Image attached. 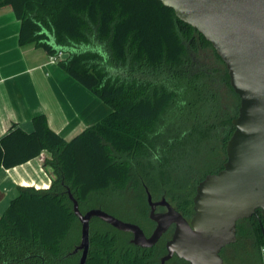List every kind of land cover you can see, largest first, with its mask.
Returning <instances> with one entry per match:
<instances>
[{
	"label": "trees",
	"instance_id": "trees-1",
	"mask_svg": "<svg viewBox=\"0 0 264 264\" xmlns=\"http://www.w3.org/2000/svg\"><path fill=\"white\" fill-rule=\"evenodd\" d=\"M5 6L20 22L19 45L34 44L49 57L68 53L59 67L111 113L70 141L53 132L45 116L33 119L32 132L13 124L0 139V168L23 165L47 152L45 165L55 176L47 189L17 188L0 217V264L78 263L72 252L81 226L69 193L84 214L98 197L143 190L150 230L155 224L147 215V193L152 197L156 187L155 196L190 220L198 183L226 161L225 146L240 104L210 42L158 0H0V8ZM74 45L96 49L76 53ZM206 103L211 107L207 115L199 111ZM191 108L192 130L201 129L199 141L214 134L224 158L217 168L189 181L176 177L178 165L171 166L173 176L167 170L184 127L175 128L174 114ZM257 213L260 220L237 222L234 243L242 237L245 254L253 252L255 259L264 246V218ZM98 223L90 222L85 264H160L173 233L170 227L156 245L141 248L131 243V234ZM142 230L147 236L148 230ZM74 235L78 242L67 249ZM173 261L188 264L177 257L166 264Z\"/></svg>",
	"mask_w": 264,
	"mask_h": 264
},
{
	"label": "water",
	"instance_id": "water-1",
	"mask_svg": "<svg viewBox=\"0 0 264 264\" xmlns=\"http://www.w3.org/2000/svg\"><path fill=\"white\" fill-rule=\"evenodd\" d=\"M158 1L210 42L226 66L230 86L240 100L232 120L234 131L225 146L226 161L219 172L198 183L190 220L165 198L153 201L147 193L149 219L155 224L149 236L138 225L100 209L81 213L69 193L81 226L80 242L72 252L80 253L77 264L86 263L93 218L131 234V243L141 248L153 247L173 227L160 264L173 257L188 264H223L220 252L235 243L237 222L257 210L264 218V0ZM68 57L63 53L61 60ZM157 207L165 212H156Z\"/></svg>",
	"mask_w": 264,
	"mask_h": 264
},
{
	"label": "crops",
	"instance_id": "crops-1",
	"mask_svg": "<svg viewBox=\"0 0 264 264\" xmlns=\"http://www.w3.org/2000/svg\"><path fill=\"white\" fill-rule=\"evenodd\" d=\"M19 30L12 8H0V139L13 124L32 132L33 119L45 116L48 127L70 141L111 113L58 62L51 63L45 51L34 44L20 46ZM42 153L49 158L47 152ZM54 179L51 168L39 157L11 169L0 168V205L7 198L8 207L19 187L47 189Z\"/></svg>",
	"mask_w": 264,
	"mask_h": 264
},
{
	"label": "rangeland",
	"instance_id": "rangeland-1",
	"mask_svg": "<svg viewBox=\"0 0 264 264\" xmlns=\"http://www.w3.org/2000/svg\"><path fill=\"white\" fill-rule=\"evenodd\" d=\"M96 49V46H84V45H74L71 50L74 52H84V51H92ZM208 103L203 106L204 108L199 109L202 113L207 115L211 107L207 106ZM194 113L195 109H187L182 113L175 112L174 114V126L182 127L181 135L178 138L180 143H176L175 149L169 155L170 164L168 166L167 172H170L171 176H173L171 170L172 165H178L180 172L176 174L177 176L182 177L183 180L192 181L193 178H199L207 172L217 168L222 164L223 155L218 151L219 145L216 143L219 141L218 139L214 140V134L212 135V139L207 140V142H201L200 140V130L194 129L192 130V125L194 123L193 119L191 120V114ZM191 125V127H190ZM196 130V131H195ZM217 140V141H216ZM156 174V173H155ZM208 175V174H207ZM160 176L159 172L155 175ZM152 197L153 201H159L160 196H155L156 187H153ZM145 194L139 192L136 194L130 191H122V192H113L108 193L102 198H97L92 200L90 203L84 207V211L88 209H100L106 212L113 217L131 224H136L142 229L148 230L147 236L151 234L153 231V227L149 230L148 220L145 218L146 206H145ZM7 200V198H6ZM4 201L0 205V214L6 210L7 201ZM4 207V208H3ZM164 209L157 208L156 212H163ZM150 208L147 211V215H149ZM97 218H93L91 220V225H98ZM239 226V224H238ZM239 236H241L239 234ZM80 238V236H79ZM78 242V235L72 236L67 242V249L76 246ZM78 245V244H77ZM243 239L241 237V241L236 244H230L226 247V249L222 250L221 257L223 259V264H262L260 256L258 259H255V253H249V255L245 254L243 250ZM80 257V253H78ZM170 264H177L173 261Z\"/></svg>",
	"mask_w": 264,
	"mask_h": 264
},
{
	"label": "built area",
	"instance_id": "built-area-1",
	"mask_svg": "<svg viewBox=\"0 0 264 264\" xmlns=\"http://www.w3.org/2000/svg\"><path fill=\"white\" fill-rule=\"evenodd\" d=\"M63 53L62 52H59L56 56H50L49 57V61L51 62V63H56V62H58L59 60H61V55H62ZM39 160L41 161V162H44L45 160H46V158L43 156V153H41L39 156ZM260 257H261V262H262V264H264V246H262L261 248H260Z\"/></svg>",
	"mask_w": 264,
	"mask_h": 264
},
{
	"label": "flooded vegetation",
	"instance_id": "flooded-vegetation-1",
	"mask_svg": "<svg viewBox=\"0 0 264 264\" xmlns=\"http://www.w3.org/2000/svg\"><path fill=\"white\" fill-rule=\"evenodd\" d=\"M161 200V199H160ZM157 208H161V209H164V211L163 212H165V208L164 207H157ZM157 208H156V210H157ZM162 213V212H161ZM250 219H257V220H260V218H259V214L256 212V214H254V215H252L251 217H250ZM173 228V227H172ZM234 244V243H233ZM227 247V246H226ZM226 247L225 248H223L222 250H224V249H226ZM222 250H221V252H222ZM221 252H220V254H221ZM78 254V253H77ZM221 256V255H220ZM80 258V257H79ZM222 258V257H221Z\"/></svg>",
	"mask_w": 264,
	"mask_h": 264
}]
</instances>
